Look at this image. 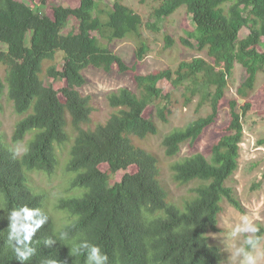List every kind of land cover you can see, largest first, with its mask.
I'll use <instances>...</instances> for the list:
<instances>
[{"label": "trees", "instance_id": "16d2710c", "mask_svg": "<svg viewBox=\"0 0 264 264\" xmlns=\"http://www.w3.org/2000/svg\"><path fill=\"white\" fill-rule=\"evenodd\" d=\"M30 1L41 6L51 3ZM106 1L50 5L49 16L18 0H0V68L5 72L4 78L0 75V111L6 98L19 116L10 142L0 134V264H21L6 240L8 213L25 204L42 209L48 217L33 237L35 253L25 264H85L86 254L75 251L84 240L101 247L107 264H221L222 249L210 242L209 234L220 230L226 203L244 213L228 183L239 167L243 119L253 106L250 96L264 75V0H155L159 5L154 21L148 23L125 0H114L107 9ZM183 8L195 25L189 37L209 59L195 58L180 62L174 70L141 74L139 67L149 53L143 29L159 32L160 23ZM72 19L77 26L65 33ZM244 29L248 34L241 39ZM128 38L137 45L132 65L107 44ZM165 41L168 47L174 43L169 36ZM183 43L191 47L188 40ZM60 54L64 65L58 70ZM237 64L245 74L237 89L244 103L228 102L229 122L210 158L197 153L171 166L178 185L196 184L193 197L181 207L161 180L158 157L136 145L134 138L160 134L158 125L145 117L151 105L156 104L163 123L176 113L173 94H164L158 86L167 81L183 90L185 106L198 98V108L207 106L208 113L165 135V156L173 159L184 145L196 146L219 120ZM89 68L130 74L138 90L136 94L123 88L109 94L107 102L114 113L94 129L84 128L92 122L94 107L91 98L79 91L86 85L84 72ZM44 74L63 80L65 86L58 91L46 86ZM68 143V192L81 195L58 199L55 209L70 219L61 227L48 210L49 195L33 182L32 174L51 179L60 164L57 148ZM258 144L264 146V138ZM120 172H125L121 181L112 183ZM48 238L56 241L51 247L44 243Z\"/></svg>", "mask_w": 264, "mask_h": 264}, {"label": "rangeland", "instance_id": "374dc122", "mask_svg": "<svg viewBox=\"0 0 264 264\" xmlns=\"http://www.w3.org/2000/svg\"><path fill=\"white\" fill-rule=\"evenodd\" d=\"M26 5L47 13L52 16L50 10L51 6L63 7H77L78 0H51V3L46 6H41L38 2L30 0H18ZM127 6L139 14L145 23L153 22V13L159 3L155 0H145L143 3L140 0H125ZM114 4V0L104 2V7L110 8ZM76 20H70L68 26L65 28V33L76 28ZM159 32H153L148 28L143 29L144 41L149 45V53L139 67L141 74H150L166 69H175L180 62L191 61L195 58H203L208 60L206 52H200L197 49V43L194 39L190 38L188 33L195 29L194 22L186 10L180 9L173 16L164 19L160 25ZM248 34V30H243L240 37L244 39ZM93 36L100 38L97 33ZM169 36L173 39L174 43L168 47L166 45V37ZM183 39L190 42L191 47L183 43ZM264 41V40H263ZM106 43V41H104ZM109 44L111 50L120 56L127 64L132 65L135 59L136 43L134 40L128 38L121 41H113ZM264 52V48L262 49ZM57 68L61 70L64 65L62 55H58ZM45 70L50 66L45 63ZM0 75L4 78L5 72L0 68ZM86 77V85L79 91L85 97H90L94 107L92 115V122L84 128L91 127L94 129L97 125L105 123L114 110L108 105V95L117 92L120 89L126 88L133 93L138 94L136 84L133 76L130 74H120L116 70L111 73H104L103 71L89 68L84 72ZM42 79L46 86H52L56 91L65 86V82L61 79L54 80L48 75L44 74ZM245 79L243 68L237 64L235 66L232 77L229 79V88L226 93V100L221 107L219 113V120L211 127L199 140L196 146L191 147L186 144L182 147L180 154L169 159L165 156L162 147V139L168 133L177 129L185 128L191 121L196 120L198 117L206 116L208 113L207 106L202 109L198 108V98L194 102L185 106L183 103L182 89H175L167 81L159 82L158 86L163 90L164 94H173V100L177 103L176 113L169 117L168 123H163L157 115L156 104L151 105L145 112V117L154 121L160 130V134L155 137H148L146 139L134 138L136 145H141L144 149L154 153L159 159V166L161 167V180L170 193L172 200L179 206H183L185 200L193 197V189L196 187L195 183L180 186L172 178L171 166L188 158L197 153L203 154L208 159L211 156V149L221 131L227 126L229 122V106L228 102L233 99H238L240 106L244 103L243 100L238 98L237 89ZM264 85V75H261L256 87V90L250 96L253 104L251 111L244 117V138L240 145V159L239 167L234 176L228 183L232 187L240 202L243 205L244 213H240L229 204H225L224 212L220 217V230L209 234L210 242L222 249L223 261L221 264H229L230 253L227 250L225 240L228 228L225 221L233 226L238 221L240 215H248L253 219L254 223L259 227L264 226V146L258 142L264 138V93L262 86ZM19 121V116L14 112V108L6 98L4 99V108L0 111V134H4L8 142L11 141L16 123ZM72 125L69 118L68 130L71 131ZM29 139V137H28ZM25 142L20 145V151L24 152ZM70 143L65 147L57 148V153L60 159L59 168L56 174L48 179L42 174H32L33 182L49 195L47 202L48 210L51 211L57 221V225L64 226L69 223L70 219L55 209V204L62 196L78 194L80 192H68L69 181L71 175L66 172V164L69 160ZM125 172L118 173L112 180V183L120 182ZM264 264V261L261 262Z\"/></svg>", "mask_w": 264, "mask_h": 264}, {"label": "clouds", "instance_id": "9594fccd", "mask_svg": "<svg viewBox=\"0 0 264 264\" xmlns=\"http://www.w3.org/2000/svg\"><path fill=\"white\" fill-rule=\"evenodd\" d=\"M10 221L6 244L16 256L25 264L35 249L32 247L33 237L47 223L48 217L40 208H30L22 205L13 208L8 213ZM228 228L225 244L230 253L229 264H261L264 261V234H260V227L248 215H240L233 226L225 221ZM45 245L51 247L55 240L48 238ZM77 253L86 254L85 264H107L108 256L100 246L87 240L79 243L75 249ZM49 264H55L50 261Z\"/></svg>", "mask_w": 264, "mask_h": 264}]
</instances>
